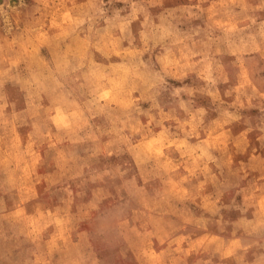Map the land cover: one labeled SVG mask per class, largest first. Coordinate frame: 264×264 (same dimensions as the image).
<instances>
[{
	"label": "clouds",
	"instance_id": "clouds-1",
	"mask_svg": "<svg viewBox=\"0 0 264 264\" xmlns=\"http://www.w3.org/2000/svg\"><path fill=\"white\" fill-rule=\"evenodd\" d=\"M0 264H264V0H0Z\"/></svg>",
	"mask_w": 264,
	"mask_h": 264
}]
</instances>
